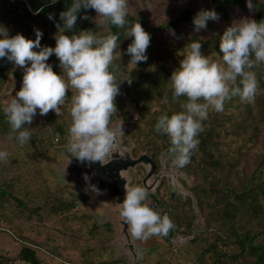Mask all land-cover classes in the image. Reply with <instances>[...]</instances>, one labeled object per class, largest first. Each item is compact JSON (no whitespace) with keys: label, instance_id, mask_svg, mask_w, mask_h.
<instances>
[{"label":"rangeland","instance_id":"1","mask_svg":"<svg viewBox=\"0 0 264 264\" xmlns=\"http://www.w3.org/2000/svg\"><path fill=\"white\" fill-rule=\"evenodd\" d=\"M89 1L111 4L115 10L132 17L142 14L145 16L147 29L152 32L187 10L203 20L210 29L194 31L184 28L179 34L171 30L160 33V43L154 44L151 56L147 54L142 57L141 63L148 71L164 66L169 87L183 83L188 77L194 79L195 84L188 91L194 90L199 101L201 92L209 86L212 88L204 103L190 106L193 113L201 110V117L213 116L219 121V127L216 126L219 148L213 149V154L216 161H222V169H211L209 181L216 178L220 184H227L235 191L244 178L252 177L257 169H264V88L257 80L256 73L241 69L243 48L235 46L230 40V34L234 30L240 29L247 34L255 19L254 7L259 3L264 4V0H246L247 7L243 9L229 8L230 21L217 17L209 5L196 0ZM5 15L6 10L0 6V20ZM90 19L103 29L106 27L102 7L96 8L87 17V20ZM133 25L134 23L126 30V45L120 46L112 57L118 63V71L115 76H111L100 73V58L94 52L92 44L84 41L82 32L76 48L63 47V32L58 31L55 35L49 33L45 47L57 56L55 59L43 58L40 57L43 55L40 34L24 32L16 22L11 24L9 16L2 22L0 43L15 55L18 66L3 72L10 75L3 76L8 77L10 84L0 86V121L11 124L2 122L1 125H6L7 130L0 132V256L15 258L22 246L28 244L34 246L44 264H83L86 261L98 263L99 260L112 259L122 260V264H132V254L128 251L127 242L123 237L119 238V232L110 218L112 205L96 196L91 198L83 191L81 181L71 176L62 179L60 173L65 169L64 157L72 161L81 160L78 155L80 142L73 139L75 131H80L82 136L103 127H111L123 132L122 146L132 148L134 157H138L134 155V150L137 149L134 139L143 140L139 146L143 151L141 154L152 156V149L142 150L146 142L144 134L148 133V129L145 126L137 128L139 117L134 114L135 104L140 99L134 104L128 101L124 93L127 80L135 70L133 54L136 44L132 42L130 32ZM192 36L210 40L212 45L204 49L189 48L186 41ZM221 46L225 50L220 52L218 47ZM228 50L232 53L229 57L225 54ZM35 62H41V66L47 67L52 63L51 84L38 81ZM260 68L264 71V63ZM239 69L245 74L247 87L239 100L234 99L229 107L225 105L219 109L217 102L225 100L229 89L237 80L236 71ZM95 72L100 73L98 78L92 75ZM170 74L176 75V79ZM178 76L180 80H177ZM119 80H125L124 84L118 86ZM97 89L104 93L111 91V96L93 114L95 112L89 99L91 92ZM92 96L94 101L99 98L95 94ZM256 98L259 99L255 101ZM151 108L152 111H157L164 108V105L157 101L153 102ZM168 108L170 109L169 106ZM51 115L54 117L49 123L47 116ZM57 125L64 130L63 145L62 138L55 133ZM70 126L77 128L67 135ZM139 131H143V134ZM126 132L134 138H127V145L123 140ZM57 138L59 142L56 141ZM156 139L158 141L155 144L157 151L159 150L158 157L156 156L158 169L161 158L167 167L166 172L172 170L183 173V178H178L179 184L192 193L193 199L180 195L174 188L170 190L166 178L160 179L155 194L151 195L141 183V178L145 175L144 168L138 167L135 172L130 173L129 191L140 203L141 207L138 208L144 221L142 226L134 223V243L138 248L137 254L141 257L135 264H212L214 260L209 256H202V252L214 247L224 251L229 257L239 253L238 247L231 244L236 238L234 233H238L231 222H219L214 230L202 225V213L210 212L207 208L209 203H201V207L199 206L193 192V188L200 186L197 183L199 177L196 173L184 170V166L189 163L191 169L196 168L195 161L199 162L200 155L194 152L196 155L193 161L184 160L178 152L163 147L160 139ZM257 177H262L261 172ZM202 188L209 191V186L204 183H201ZM219 193L216 196L218 198L222 196ZM54 198H62L68 202L73 199L74 206L68 213H56L50 208ZM17 201L23 203L22 210L25 213L17 208ZM210 201L213 202L212 199ZM220 201L221 199L218 205ZM227 201L231 202L233 199H226L223 203ZM151 202L156 205L155 212L149 210ZM218 205L215 210L219 209ZM243 220L240 223L245 233L260 231L258 226L261 224L253 226ZM173 225L178 227V234L190 237L187 243L178 248L176 254L168 248L161 236L169 230V226L173 229ZM189 228L190 231L187 232ZM195 235L198 238L194 243L191 238ZM217 240L221 242L217 243ZM258 241L264 242V236ZM229 257H224V263L236 264ZM244 257L239 258V264H250L254 260H245Z\"/></svg>","mask_w":264,"mask_h":264},{"label":"trees","instance_id":"2","mask_svg":"<svg viewBox=\"0 0 264 264\" xmlns=\"http://www.w3.org/2000/svg\"><path fill=\"white\" fill-rule=\"evenodd\" d=\"M196 1L209 5L214 14L225 21L231 20L228 11L229 8L243 9L247 7L246 0ZM0 6H3L6 10V15L0 20V27L4 19L6 20L9 16L11 24L13 25L16 22L24 32L29 34H40L39 39L42 41L41 50L43 52V55L40 57H51L55 59L57 56L55 52L51 53V49L45 47V42L49 33L55 35L58 31L63 32L65 36L63 40L64 43L62 44L63 47L76 48L80 41L79 35L82 32L85 36L84 41L92 44L94 52L100 58V73L110 74L111 76H115L118 71V63L112 60V57L117 53L120 46L126 45V30L134 23L130 32L132 35V42L136 44L133 54V58L135 59V67L133 68L135 70L127 80L128 83L124 93L128 101L134 104L140 99V102L135 104L134 114L139 117V120L135 121L139 122L137 123L138 129H142V126L148 129V133L144 134L146 142L142 150L147 151L152 149L153 153L151 157L156 161L159 150L157 151L158 148L155 141H158L156 138H159L163 147L178 152L184 160L193 161V157L196 155L194 152L200 155L198 157L199 162L195 161L196 168L191 169L189 166L191 163H189V165L187 164L184 166V170H187V172L191 174L196 173L199 177L197 183L200 184V186L197 188L195 187V189L193 188L199 206L201 207V203H205V205L209 203L207 208L210 212L202 213V217L204 218L202 225L207 229L214 230L217 229V224L219 222L222 224L231 222L232 226L236 227L235 231L238 232L234 233L236 234V238L231 244L237 246L239 252L233 257H229L224 251L217 250V248L214 247L213 249L203 251L202 256H209L212 261L214 260L212 264H225L224 257H229L232 262L239 264V258L244 256V258H246L245 260L251 261V258L254 259L250 264H264V242L258 241L261 239V236H264V169L261 171L257 169L252 177L244 178L241 183L238 184L237 190L235 191L227 184H220L219 180L216 178L214 181H209V175H211L210 170L222 167V161L220 159H218L220 162L218 160L216 161L213 154V149L219 148V143L218 141L216 142V139L219 138V132L216 133V126L217 128L219 127V121L213 118V116L201 117V110H198L196 114L193 113L190 106L191 104L205 101V98L212 92V88L209 86L204 89L201 92V101H199L194 90L192 92L188 91L189 87L195 84L194 79L188 77L183 83L175 87H169L164 66L158 70L148 71L149 69H146V66L141 63L142 57L147 54L149 57L151 56L150 53L153 50L154 44L160 43V33L171 30L175 34H179L184 28H189L194 31L210 29L203 20L196 17L191 10H187L176 16L173 20L161 24L152 32L147 29L144 15L140 14L137 17H132L127 13L115 10L111 4L108 3H91L89 0H0ZM98 7H102V12L105 16L106 27L104 29L91 19L87 20V17L93 14ZM254 10L255 19L251 29L247 34L243 33L240 29L234 30L230 34V40L235 46H241L243 48L241 69L256 73L257 80L264 88V75H262L264 71L260 68L261 64L264 63V4H257ZM5 33L6 32H4V34ZM211 42L210 40H203L192 36L186 41V46L194 49H204L206 46H211ZM51 48H53V46ZM218 48L220 52L225 50L224 46ZM225 54L229 57L232 53L228 50L225 51ZM4 59L5 56L0 54V61ZM41 65V62H35V68L39 74L37 75L38 81L46 83L47 85L51 84L50 73L52 72V63L48 67ZM236 73L237 80L229 89L225 100L223 102H217V107L219 109L225 105L229 107V103L234 99L239 100L242 96V91L247 87L245 74L242 73L240 69L237 70ZM99 74L95 72L92 75L98 78L97 76ZM170 76L176 79V75L172 76V74H170ZM177 80H180V76L177 77ZM124 82L125 80H119L117 85L124 84ZM91 93L99 97L94 101V96L91 94L89 99L91 108L95 112L93 114H96L98 109L103 105L104 100L107 101L111 96V91L104 93L102 90L97 89L95 92ZM135 97L138 98L136 99ZM257 99L259 98H256L255 101ZM157 101L161 102L164 108L152 111V104ZM98 102L102 104L100 105ZM2 117L8 119L5 116ZM52 117H54V115L47 116V122L50 123ZM93 117L91 119L92 122ZM262 118L264 119V114ZM2 122L11 125L7 121H0V132L2 130H7V127H5L6 125H1ZM76 126L78 127L79 124H76ZM77 127L70 126L67 130V135L68 133L72 134ZM85 127H87V123H85ZM54 129L55 133H57V135L59 134L62 138V144L64 130L58 125ZM139 133L142 135L143 131H139ZM129 137H132V135L126 132L123 137L125 145H127V138ZM57 140L59 142L58 138L56 141ZM142 142L143 140L136 141L134 139V143L137 146V149L134 150L135 156H139L141 152H143L139 149ZM201 156H203L202 159ZM259 172H261L262 175L260 178L257 177ZM201 183L209 186V191L207 189H201ZM218 192L222 194L220 198L216 197ZM231 195L232 197H230ZM74 198L75 196L73 195V199ZM230 198H232L233 201L223 203L224 200H230ZM73 199L68 202L62 198H54L53 203L50 204V208L56 213H68L74 206ZM211 199L213 201L212 203L210 201ZM219 199H221L220 205L217 204L219 203ZM217 205L219 209L215 210ZM23 206V203L17 201V208L22 212ZM213 212L214 214H210ZM160 218L164 220L162 216H160ZM242 219H244V223H252L253 226L261 224L258 226L260 231L245 233L241 226L242 223H240ZM256 221L257 223H255ZM173 226V229L169 226V230L161 235L165 242H167L171 236L179 232L178 227L175 225ZM189 231L190 228L187 232ZM197 238V235H195L193 239H191L192 242L195 243ZM218 242H221V240H217V243ZM168 248H170V246H168ZM16 262L20 264H44V261L39 257L34 246L28 244L22 246L15 258L0 256V264H14ZM122 263V260L116 261L112 259L110 261L99 260L98 263L86 261L83 264Z\"/></svg>","mask_w":264,"mask_h":264},{"label":"water","instance_id":"3","mask_svg":"<svg viewBox=\"0 0 264 264\" xmlns=\"http://www.w3.org/2000/svg\"><path fill=\"white\" fill-rule=\"evenodd\" d=\"M122 135V131L106 127L78 136L76 141L80 142L78 155L81 160L72 161L64 157L65 169L60 175L62 179L71 176L81 181L83 191L88 196H96L112 205L110 218L119 232V238L126 240L128 251L132 254L131 263L135 264L141 257L137 254L138 248L134 243V223L142 226L144 221L138 208L140 203L129 191L130 173L135 172L138 167L144 168L145 175L141 178V183L151 195L155 194L160 179L163 178H166L170 190L174 188L180 195L191 199L193 195L179 184L178 178H183V173L172 170L166 172L167 167L161 158L158 169L157 163L146 153L134 157L132 148L122 146Z\"/></svg>","mask_w":264,"mask_h":264},{"label":"built area","instance_id":"4","mask_svg":"<svg viewBox=\"0 0 264 264\" xmlns=\"http://www.w3.org/2000/svg\"><path fill=\"white\" fill-rule=\"evenodd\" d=\"M0 54L5 56V59L0 61V74L5 71H9V69H16L18 60L12 53L9 52L8 47L0 43ZM150 211H154L156 209L155 204L150 203ZM190 237L181 234H175L171 236L168 241L167 245L170 246L171 251L176 254L177 250L180 246L187 243Z\"/></svg>","mask_w":264,"mask_h":264},{"label":"crops","instance_id":"5","mask_svg":"<svg viewBox=\"0 0 264 264\" xmlns=\"http://www.w3.org/2000/svg\"><path fill=\"white\" fill-rule=\"evenodd\" d=\"M8 74L6 73H3V75H1V77H0V86H4V85H6V84H10V83H8V81H7V78L8 77H6V78H3V76H7ZM8 76H10V75H8ZM5 91H7V90H5ZM117 261V260H116Z\"/></svg>","mask_w":264,"mask_h":264},{"label":"clouds","instance_id":"6","mask_svg":"<svg viewBox=\"0 0 264 264\" xmlns=\"http://www.w3.org/2000/svg\"><path fill=\"white\" fill-rule=\"evenodd\" d=\"M103 128H106V127H103ZM115 130V129H114ZM76 132V131H75ZM74 132V135H73V139L76 140L78 136H80L81 134L79 133V131L77 133ZM178 234V233H177ZM175 235V234H174ZM192 239V238H191ZM167 244V242H166Z\"/></svg>","mask_w":264,"mask_h":264},{"label":"flooded vegetation","instance_id":"7","mask_svg":"<svg viewBox=\"0 0 264 264\" xmlns=\"http://www.w3.org/2000/svg\"><path fill=\"white\" fill-rule=\"evenodd\" d=\"M155 161V160H154ZM157 163V161H155Z\"/></svg>","mask_w":264,"mask_h":264},{"label":"bare ground","instance_id":"8","mask_svg":"<svg viewBox=\"0 0 264 264\" xmlns=\"http://www.w3.org/2000/svg\"><path fill=\"white\" fill-rule=\"evenodd\" d=\"M80 130H81V128H80ZM80 132V131H79Z\"/></svg>","mask_w":264,"mask_h":264}]
</instances>
